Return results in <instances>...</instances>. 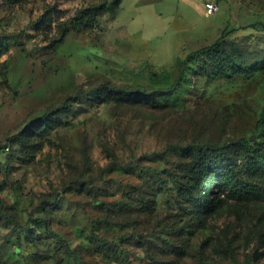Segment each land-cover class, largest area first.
<instances>
[{
	"label": "rangeland",
	"instance_id": "374dc122",
	"mask_svg": "<svg viewBox=\"0 0 264 264\" xmlns=\"http://www.w3.org/2000/svg\"><path fill=\"white\" fill-rule=\"evenodd\" d=\"M98 1L0 0V264H264L263 199L224 192L201 212L202 144L239 176L264 151V0H218L214 15L195 2L183 30L211 39L180 59L173 35L143 49L136 0L111 3L73 32L84 47L62 52L65 24ZM225 31L234 76L198 51ZM185 58L186 79L159 92Z\"/></svg>",
	"mask_w": 264,
	"mask_h": 264
},
{
	"label": "trees",
	"instance_id": "16d2710c",
	"mask_svg": "<svg viewBox=\"0 0 264 264\" xmlns=\"http://www.w3.org/2000/svg\"><path fill=\"white\" fill-rule=\"evenodd\" d=\"M121 0H101L94 4H91L87 8H85L81 14L74 19L71 25L65 24V27L62 31V35L60 38V42H64L67 38L69 32H80L86 29L95 28L98 19L103 13L107 10L111 3L120 4ZM226 36V31L216 39L213 43L203 45L198 51L201 53H205L213 50L218 54L215 60V66L221 67L224 69L223 75L226 76H234L236 71L234 68H237V65H229L230 59L229 56L223 55L221 52L225 47L224 38ZM231 57V56H230ZM180 59V58H178ZM189 68V58H185L181 60V66L179 70L178 77L176 81L165 90H159V92H170L174 93L176 89L182 84V82L187 77V70ZM217 69V68H216ZM113 88L118 90L119 92H126L128 90H124L121 86H113ZM78 93H81V89L78 90ZM133 94H141L148 93L146 87H139L138 91L132 92ZM150 99L155 101V94L149 93ZM131 98H136L131 96ZM201 147L205 148L209 153V158L207 161V170L212 171L213 173L205 175L203 177L202 188V203L203 207L201 208V212L204 214L208 213L210 210L217 207V204L222 202L227 197H234L238 200L243 199H252L258 198L264 200V151H261L258 154H255L252 150V155L245 161L244 168L242 169V175H238L237 171L230 170L225 166L218 165L219 158H221L220 151H222L223 147L220 145L204 143ZM223 152V151H222ZM219 166V167H218ZM228 189V191H226ZM225 192V196L222 197L221 193Z\"/></svg>",
	"mask_w": 264,
	"mask_h": 264
},
{
	"label": "crops",
	"instance_id": "0c3cea01",
	"mask_svg": "<svg viewBox=\"0 0 264 264\" xmlns=\"http://www.w3.org/2000/svg\"><path fill=\"white\" fill-rule=\"evenodd\" d=\"M123 1V0H122ZM201 3L203 10L205 13H207L206 10V0H136L135 6L137 8V11L141 13V17H144V50L145 51H154L150 49L149 43L152 42L153 39H165L169 37L170 35H173L175 37L173 40V43H178L180 48L173 54V56H169V60L177 59L181 54L184 52V48L187 49L188 45H196V44H204L206 42L210 41L211 34L207 30L203 31H196L195 33H192L194 31H185L184 28H188L190 21H194V17L192 15V11L194 9L195 2ZM170 4V10L167 14V16H164V7H166V3ZM121 3V2H120ZM163 7V8H162ZM208 14V13H207ZM178 15H182L184 17V20L186 24L183 26H180L179 29L172 28V22L176 21L178 19ZM210 15V14H208ZM105 12L100 17L105 18ZM196 18V17H195ZM105 20V19H104ZM191 24H194L196 26L195 22H192ZM217 27L215 30L218 32L222 28V23H212L210 25L211 28ZM196 28V27H195ZM214 30V29H212ZM136 33V32H134ZM72 35H74L73 32L68 33V39L65 40L61 44L62 52H68L72 51L75 46H77L79 49L84 47V44H81L79 41H76L72 38ZM126 35V34H125ZM128 35H131L130 32ZM116 36V35H115ZM127 36V35H126ZM181 36V38H180ZM117 37V36H116ZM131 38V36H130ZM76 42H74V41ZM167 40L162 42L163 44L166 43ZM117 44L120 43V39H117ZM132 40H128L126 42L124 49L126 48V51H142L144 50H136L133 48V44H135ZM122 44V43H121ZM181 49V50H180Z\"/></svg>",
	"mask_w": 264,
	"mask_h": 264
},
{
	"label": "built area",
	"instance_id": "2783aa9c",
	"mask_svg": "<svg viewBox=\"0 0 264 264\" xmlns=\"http://www.w3.org/2000/svg\"><path fill=\"white\" fill-rule=\"evenodd\" d=\"M206 10L210 15L217 14L220 10V3L218 0H206Z\"/></svg>",
	"mask_w": 264,
	"mask_h": 264
}]
</instances>
